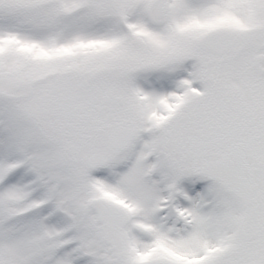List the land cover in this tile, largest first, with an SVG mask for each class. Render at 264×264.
Returning a JSON list of instances; mask_svg holds the SVG:
<instances>
[{
    "label": "snow or ice",
    "instance_id": "1",
    "mask_svg": "<svg viewBox=\"0 0 264 264\" xmlns=\"http://www.w3.org/2000/svg\"><path fill=\"white\" fill-rule=\"evenodd\" d=\"M0 264H264V0H0Z\"/></svg>",
    "mask_w": 264,
    "mask_h": 264
}]
</instances>
